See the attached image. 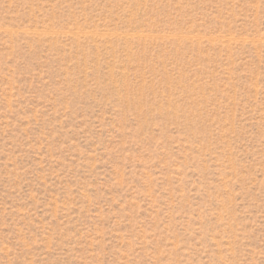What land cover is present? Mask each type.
Masks as SVG:
<instances>
[{"label":"rangeland","instance_id":"rangeland-1","mask_svg":"<svg viewBox=\"0 0 264 264\" xmlns=\"http://www.w3.org/2000/svg\"><path fill=\"white\" fill-rule=\"evenodd\" d=\"M0 264H264V0H0Z\"/></svg>","mask_w":264,"mask_h":264}]
</instances>
